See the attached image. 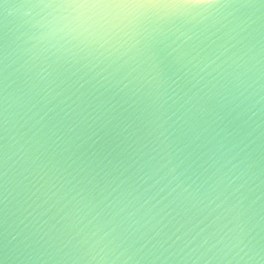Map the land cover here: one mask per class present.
Instances as JSON below:
<instances>
[{
  "label": "clouds",
  "instance_id": "clouds-1",
  "mask_svg": "<svg viewBox=\"0 0 264 264\" xmlns=\"http://www.w3.org/2000/svg\"><path fill=\"white\" fill-rule=\"evenodd\" d=\"M0 9L31 29L22 86L0 50V264H264V0ZM88 57L121 74L65 94L54 65Z\"/></svg>",
  "mask_w": 264,
  "mask_h": 264
},
{
  "label": "water",
  "instance_id": "water-1",
  "mask_svg": "<svg viewBox=\"0 0 264 264\" xmlns=\"http://www.w3.org/2000/svg\"><path fill=\"white\" fill-rule=\"evenodd\" d=\"M8 2L12 3L15 0H8ZM165 27H169V25H165ZM30 34L31 29L18 16H6L3 10L0 9V50L7 48L9 52V73L11 74L10 79L15 81L14 87L22 86L25 70L30 67L25 65L27 58L25 49L31 43V41H28ZM144 67L146 68L147 65ZM54 68V76L57 83H60L61 87L66 89L65 94L76 92L79 89V92L85 93L89 98L94 96L97 90L103 92L107 87V83L102 79L103 77H108V82L111 83L121 74L114 72L115 65L108 66L107 62H97L92 57L54 65ZM32 71H35V68H32ZM110 73L112 75H109ZM105 97H111V91L105 92ZM112 99L115 102L124 103L127 98L122 100L121 97L116 96ZM260 107L262 113L256 124L253 125L255 128L253 132L255 143L252 146L253 179L248 185L250 191L248 192L247 203L251 204L249 214L251 223L255 225L254 234L257 242L264 245V102ZM123 115L126 116L127 113ZM19 199L20 197H17V200ZM16 208H19V204H16ZM2 217L3 206L0 205V218Z\"/></svg>",
  "mask_w": 264,
  "mask_h": 264
},
{
  "label": "snow or ice",
  "instance_id": "snow-or-ice-1",
  "mask_svg": "<svg viewBox=\"0 0 264 264\" xmlns=\"http://www.w3.org/2000/svg\"><path fill=\"white\" fill-rule=\"evenodd\" d=\"M64 3L76 4L81 6L88 5H128V4H158V3H171V4H211L218 2V0H62Z\"/></svg>",
  "mask_w": 264,
  "mask_h": 264
}]
</instances>
